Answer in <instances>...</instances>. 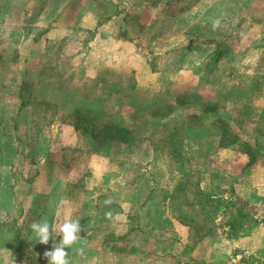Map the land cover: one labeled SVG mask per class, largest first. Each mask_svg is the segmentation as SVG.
<instances>
[{
    "label": "crops",
    "instance_id": "0c3cea01",
    "mask_svg": "<svg viewBox=\"0 0 264 264\" xmlns=\"http://www.w3.org/2000/svg\"><path fill=\"white\" fill-rule=\"evenodd\" d=\"M222 2L239 4L241 13L250 2L264 4V0H48L40 7L33 0V10L14 16L37 21L12 50L17 57L13 80L0 74V264H25L19 244L39 243L31 228L24 235L34 211L36 221L46 219L54 228L69 214L73 219L78 207L66 188L76 178L74 165L81 161L80 190L89 192L93 202L101 195L96 191L100 186L117 183L126 188L123 195L128 198L117 202L118 212L111 217V222L124 225L131 215L129 198L141 191L172 189L186 173L179 163L199 162L197 158L205 159V168L198 171L207 182L220 173L219 168L210 169L219 160L226 169L224 176L239 181L234 194L242 202L264 191V151L260 148L252 176L255 165L249 167L242 146L256 145L255 141L230 133L234 129L229 108L210 100H229L233 95L225 86L218 91L206 88L232 79L228 74L216 77L232 58L210 63L218 50L215 42L203 62L198 53L196 58L185 56L196 39L190 32L195 19L231 21L227 11L217 16L216 4ZM253 17L250 24L264 28L263 9ZM258 31L253 35L242 30L239 38L260 36L254 46L260 57L264 29ZM215 65L216 74L206 80L202 75ZM204 107L210 110L205 112ZM78 113L83 123L79 130L74 125ZM222 126L235 143L226 141ZM107 127L105 134L115 129L126 143L119 137L109 144L97 143L104 140ZM88 129L97 142L83 134ZM196 129H202L201 137L193 132ZM206 181L200 187L211 195ZM93 209L99 212L100 204ZM95 224L97 228L88 221L81 226L82 239L67 249L70 260L79 248L89 257L88 248L101 242V232L94 233L99 221ZM52 238L58 243L59 233L53 230ZM233 242L235 247L244 246L246 255L263 249L264 223Z\"/></svg>",
    "mask_w": 264,
    "mask_h": 264
},
{
    "label": "rangeland",
    "instance_id": "374dc122",
    "mask_svg": "<svg viewBox=\"0 0 264 264\" xmlns=\"http://www.w3.org/2000/svg\"><path fill=\"white\" fill-rule=\"evenodd\" d=\"M38 2H40V7H42L47 4L48 0H38ZM32 3L33 0H0V74L4 75L8 80H13L14 69L17 64V57L12 50L20 39L30 32L33 23L37 21V18L33 20L30 17L29 19L20 20L14 16L21 11L33 10ZM216 5L217 16L227 11L229 15L233 16L231 21L227 24L221 21V27L213 31L209 19L205 18V20L200 19L198 21L195 19L194 27L190 29V32L194 33V38L196 39L192 51H188V54L185 56L188 58H196V54L198 53L201 62H203L205 58H208L210 52L209 45H213L215 42L217 43L218 50L212 55L210 63H217L224 57V59L232 58V61L228 60V66L224 65L220 74H216L217 67L215 65L211 69H209V66L208 70H206L207 72L205 71L202 76L204 78L206 77L207 80V76L209 75L216 74V77L222 74L230 75L232 79L224 82V85L214 82L213 84H208L209 87L206 88L208 90L218 91L220 89L224 90L222 86L227 85L229 89L230 87L237 88L239 95L234 93L233 97H230L229 100L225 98L223 100L221 98L215 99L213 97L210 100L216 101L221 107L222 105H226L229 108L233 116L231 125L234 130L231 132L227 130L228 132L235 133L245 140L255 141L256 146L264 151V117L258 115L260 111L264 110V54L259 57V53L257 56L256 48H254L260 36L251 37L258 34V30H263L264 28H257L250 24L252 20H255L253 17L255 12L262 13V9L264 12V4L250 2L245 12L242 13L238 8L239 4L235 2H229L226 6L224 2ZM205 8L201 14L205 12ZM177 10L179 9L177 8ZM47 20L42 19V22L46 23ZM226 29L227 33H224ZM242 30H249V33L253 35H250V38H239L240 31ZM262 33L264 34L263 31ZM259 44L261 45V42ZM226 49L230 54L227 57L225 53V51L227 52ZM158 62L159 60L156 63ZM162 65V68L166 66V64ZM175 66H173L174 69ZM209 70L211 73H209ZM203 85L205 86L206 84ZM239 114H243V116L238 117L237 115ZM201 131L202 129L193 132L198 133L199 137H201ZM190 137L193 138V133H191ZM205 151L206 149L202 152V155L204 153L206 154ZM74 154L75 152H71V156H74ZM190 154H193V152L190 151ZM197 159L200 161L190 160L189 162L191 163H179L180 169L183 170L185 168L186 173H182L184 177L182 176L178 185L172 189H157L151 192L141 191L136 195V198H129L130 200L128 199V201L132 202V209L129 212L131 213V220L129 219L126 225L120 221L111 222L112 215L117 212L115 210L117 202L121 198H128V194L126 197L123 195L126 188L117 185V183L105 185V188L100 186L96 191L101 195L99 198H96L97 202H93L90 198L92 195L90 196L89 192H82L80 190L81 181L83 180L81 178L83 175L82 170H80L82 168V161L74 165L73 169L75 170L76 178L71 183H68L66 188L73 194V200L77 203L78 207V210L73 215V219L80 218L79 223L81 226L88 221L94 227L96 226V228L97 224L95 222L99 221L100 228L97 230L94 229V233L96 234L97 231H100L102 237L100 234L101 242L88 248L87 255L90 258L86 259L87 256L84 257L86 254L81 257H78L79 255L77 254L75 255L77 257L73 256L75 258L71 260L72 264H93L96 261V264H264V248L260 250L253 249L251 253L246 255L242 251L244 246L235 247L236 245L233 242L237 238H243L249 234L259 222L262 221L264 223V191L254 192L249 201L246 202V205H242L236 202L234 198L232 200L228 193L231 185H239V181L231 180L224 176L226 169L220 166L219 160H216L210 169L215 168L216 170V168H219L220 173L211 175V178L208 180L210 182L209 184L205 177H202L198 171V169L205 168V159ZM184 165L186 167H183ZM257 165L256 163L253 167L255 171L252 176L256 175ZM262 177H264V174H262ZM205 181L206 184L208 183L212 186L210 193L213 194L211 195L217 197L215 199H220L219 197H221L224 202L219 206L220 212L226 207L225 204L227 202L225 201L231 199L233 203H238L234 206L237 215L232 219V222L235 221L234 223H236V231L233 234L230 232L233 236L232 239L228 238L226 236L228 234L227 227H223L222 225L226 218L219 220L222 217V213L216 212V214L218 213L214 217H217L216 224H219L223 229H220L218 226L219 229L216 235L214 234L210 239L206 238L202 241L199 240L201 239L200 235H195V239L198 242L194 241L193 244L190 243V246L187 247L189 249L187 252L189 251L190 254L187 253V255H184L183 248L185 244H183L182 237H185V232L181 235L182 230L178 228L179 226L185 227L180 225L178 219L186 222L188 218L197 216L199 209L188 207V202L193 200L192 192H187L186 195L182 194L178 197L175 191L179 187H189L191 185L193 187L190 189L195 190V184H200L201 186L202 182ZM234 196L237 197L236 195ZM171 197L177 198L178 200H172ZM224 198L227 199L224 200ZM108 199H111L112 202L105 204V200ZM96 203L100 204L99 212L93 209ZM102 207H107V210L104 211ZM210 207L216 209V205H211ZM173 211H175V214ZM95 213L99 215V218L96 217L94 222L93 216ZM108 213L111 215L109 216ZM33 221H36V211L33 212L28 225H26L24 235L31 228L30 225ZM83 221L85 222L83 223ZM238 223L242 224V228L240 227L241 225H237ZM53 240L50 239L46 245L37 243L33 246L25 241V245L20 250L21 261L25 264H48L47 259L44 257V252L52 250L54 245ZM226 240L227 243L225 242ZM209 241L210 243H208ZM199 243H203L207 247L203 254L204 256H199V259H202V263L193 260L191 256L192 254L198 255L196 248ZM209 244L211 245L209 246ZM239 245L241 246V244ZM162 249L165 250L164 253L161 252ZM145 253L152 254L148 256ZM29 255L32 258L31 260ZM25 257H28V261H26L27 259Z\"/></svg>",
    "mask_w": 264,
    "mask_h": 264
},
{
    "label": "trees",
    "instance_id": "16d2710c",
    "mask_svg": "<svg viewBox=\"0 0 264 264\" xmlns=\"http://www.w3.org/2000/svg\"><path fill=\"white\" fill-rule=\"evenodd\" d=\"M212 67H214V66H212ZM255 79H254V82H255ZM225 86H226V91L230 92L231 95H233L234 93H236V95H239L237 88L230 87V89H229V86H227V85H225ZM255 87H256V85H255ZM215 107H218L217 104H215ZM204 110H205V112H208L210 109L204 107ZM258 115L261 116V117H264V110L260 111L258 113ZM237 116L240 117V116H243V114H241V115L239 114ZM232 119L233 118L231 117V120ZM80 121H81V115L78 113V115L76 117V123L74 124L75 127L78 130L80 129L81 125L83 124ZM108 129L109 128L107 127L102 132V134H103L102 137H103L104 140H102L101 142L100 141L97 142L98 141V137H97V135L95 133H93V130H91V129L84 130L83 134L84 135H88V137L90 138L91 142L95 141V142H97V143H99L101 145L104 144V143L105 144H109L111 139L113 140L116 137H119L120 140L125 142V140L122 139L121 135L117 134L115 129H111L110 128V130L105 134V132ZM223 129H225V128L223 127L222 130ZM221 133H222V135H226L225 136L227 138L226 141H228V139L229 140L232 139V135H229L228 131L223 130V132H221ZM110 137H112V138H110ZM232 140L234 141V143L236 142V140H234V139H232ZM95 142H93V143H95ZM242 148H243L244 153H246L248 155V157L250 159L249 167L252 168L258 161L257 157L259 155L260 148L257 147L253 143L250 144V143H246V142L243 144ZM234 186L231 185L230 190L228 191L229 195L231 196V199L233 200V198H234L236 202L241 203L242 205H246L245 202L240 201L238 199V197L234 196L235 195L234 194L235 193V187ZM191 187H193V186L192 185L189 186V187H184L183 186L181 188L179 187L175 191V194H178V197H180V195H182V194L186 195L187 192H192L193 200H191V202H188V207H190V208H198L199 209L198 213H197V216L192 217V218H188L186 222H182L181 220L178 219L180 225L185 227V228L182 227L183 231L181 232V235H182L183 232H185V237H182L183 244H185L184 248H183V254L184 255H187V253L190 254L189 251L187 252V250H189L187 247L190 246L189 245L190 243L193 244L194 241L198 242V240L195 239V235H197V236L200 235L201 236V239H199L200 241H202L203 239H206V238L210 239L214 234L216 235V233H217V231L219 229L218 226L220 227V229L221 228L223 229V227L226 226L227 227V231H228L227 232L228 234L226 236L228 238L232 239L233 236L230 234V232L233 234V232L236 231V227H235L236 223H234L235 221L232 222V219L235 217V215H237V213L234 210V206H236V204H238V203H233L231 199L229 201H225V202H227L225 204L226 207H224V209L220 212L219 206H220V204L224 203L221 198L220 199H215L212 195L207 194V192L205 193L201 189L200 184L199 185L195 184V187H196L195 190L194 189H190ZM171 198H172V200H178L177 198H173V197H171ZM211 205H216V209L210 207ZM181 206H182V204H181ZM103 210L104 211L107 210V207H104ZM173 212L175 214V211H173ZM216 212L222 213V217H220L219 220L220 219L222 220V219L226 218V220H224V222L222 224L223 227H221L219 224H216L217 223V217L214 218L218 214V213L216 214ZM200 222L202 223L201 225H200ZM237 225H241L240 227L242 228V224L238 223ZM236 237H237V235H236ZM178 239L180 240L179 237H178ZM208 243H210V241ZM208 243H207V245H208ZM24 245H25V242L22 241L19 244V247H23ZM210 245L211 244H209V246ZM195 247H196V245H195ZM196 249L198 250V255L197 254H192L191 256H192L193 260L198 261L199 263H202V259L200 260L199 256L200 255L204 256L203 254H204L205 250L207 249V247L203 243H199V245H198V247ZM164 251H165L164 249L161 250V252H163V253H164ZM20 253H21V251H20ZM152 253H154V252H152ZM152 253H145V254H147L148 256H151ZM25 258L27 259L26 261H28V257H25ZM29 258H30V255H29ZM88 258L89 257H86V259H88ZM31 259L32 258H30V260ZM146 260H147V258H146ZM96 263H97V261L94 262L93 264H96Z\"/></svg>",
    "mask_w": 264,
    "mask_h": 264
},
{
    "label": "clouds",
    "instance_id": "9594fccd",
    "mask_svg": "<svg viewBox=\"0 0 264 264\" xmlns=\"http://www.w3.org/2000/svg\"><path fill=\"white\" fill-rule=\"evenodd\" d=\"M213 31L221 27V19L219 17L211 21ZM111 199L105 200V204H110ZM110 216L111 214L108 213ZM80 219V218H79ZM79 219H71L70 214L63 223L53 227L48 220L33 221L30 225L35 237L40 244H48L52 239V231L55 230L60 235V241L54 243L52 250L45 251L44 257L47 259L48 264H72L67 249L72 248L82 238L80 232L82 231ZM54 241V240H53ZM78 255H84V249L79 248L76 250Z\"/></svg>",
    "mask_w": 264,
    "mask_h": 264
}]
</instances>
